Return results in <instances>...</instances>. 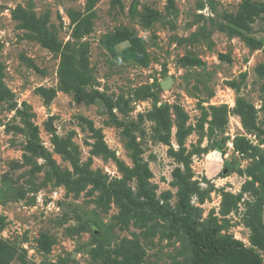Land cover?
<instances>
[{"label":"rangeland","instance_id":"obj_1","mask_svg":"<svg viewBox=\"0 0 264 264\" xmlns=\"http://www.w3.org/2000/svg\"><path fill=\"white\" fill-rule=\"evenodd\" d=\"M241 1L95 0L93 29L78 40L73 36L74 24L68 13H86L88 0H0V77L16 102L13 108L10 101L0 99V239L14 250L9 264H19L18 255L23 252L30 264H102V257L95 258L90 251L95 247L94 238L105 247L123 237L137 239L146 251L143 264H187L191 257L186 235L170 233L165 221L130 217L123 223L116 202L103 203L92 185L75 191L57 183L43 158L26 152V135L14 127H24L17 108L30 114L38 126L40 142L60 168L72 170L69 159L54 150L55 134L61 139L70 137L69 147L81 165L108 182L122 178L111 157L93 153L95 139L81 116L100 128L108 147L131 165L121 128L111 122L100 102L87 105L57 91L45 104L35 92L38 86L57 85L60 54L42 46L32 31L20 26L22 21L14 17L17 9L35 12L62 42H89L95 87L114 101L121 97L128 100L126 112L114 109L120 120L136 119L138 113L154 105L168 104L172 120L169 139L174 150L178 149L175 106H180L185 125L193 127L184 138L185 152L201 148L192 153L190 163L191 182L196 187L190 201L198 210L200 226L219 225L221 235L250 246V228L245 220L259 208L264 232V160L257 165L260 156L264 157V75L257 70L264 64V18L257 17L248 32L259 43L256 48L240 36L229 35L225 15L236 13ZM144 16H151L147 24ZM121 27L142 38L149 55L147 65L117 60L108 51L105 36ZM126 44L119 43L117 48ZM185 56L199 57L201 63L186 65L182 60ZM167 76L173 78L172 84L167 88L157 86ZM145 88L151 93L148 97L136 93ZM238 96L256 109V130L247 131L232 111ZM222 104L229 109L227 123L208 134L210 107ZM50 116L51 130L46 127ZM203 117L201 130L198 123ZM153 126V121L145 119L146 135H136L153 172L150 180L158 198L164 199V193L169 192V202L175 207L178 186L174 185L172 170L182 168V164L168 154L170 146L152 138ZM240 135L251 142L256 156L235 149L233 140ZM24 154H29L30 160ZM128 185L135 189V180ZM226 193L229 195L224 203ZM65 213L67 218L63 220ZM77 213L89 230L71 234L67 228L77 224ZM43 233L52 238L48 251L38 246ZM255 250L264 257V251Z\"/></svg>","mask_w":264,"mask_h":264},{"label":"trees","instance_id":"obj_2","mask_svg":"<svg viewBox=\"0 0 264 264\" xmlns=\"http://www.w3.org/2000/svg\"><path fill=\"white\" fill-rule=\"evenodd\" d=\"M94 2L95 0H88L86 13L75 10H70L68 13L71 22L74 24L73 36L78 40L89 34L93 29L95 11L92 6ZM260 16L264 18V0H242L236 13L225 15L228 34L240 36L249 46L258 47L259 43L249 36L248 32L251 30L252 23ZM14 17L22 21L20 24L22 28L33 32V35H35L42 46L60 54V61L57 67V85L55 87L38 86L35 88V92L42 97L43 102L49 104L57 91L71 94L75 101L83 102L87 105L100 102L105 112L109 115L111 122L121 128L122 135L126 139V145L130 150L131 165L123 162L115 155V151L108 147L100 128L94 127L91 120L81 116V119L88 124L89 130L95 139L92 143L93 153L111 157L116 163L118 170L122 173V178L108 182L105 178L95 174L89 167L81 165L69 147L71 145L70 137L61 139L55 134L53 137L55 152L66 156L72 166V170L62 169L40 142L38 126L31 121L30 114L25 109L20 110L17 108V112L23 118L24 127H14L26 135V152L43 158L48 167V173L54 177L57 183L75 191L83 189L85 185H92L94 189L99 191L100 199L103 203L113 200L119 205L121 209L120 219L123 223L130 217H135L136 220L141 221H148L153 218L165 221L166 228L170 233L182 232L186 235L191 247V257L187 264H264V257L255 250L264 251V232L259 208H255L252 215L245 220V224L250 228V246H246L242 241L230 235H221L219 233V225L200 226L198 210L190 201L192 192L196 191L195 185L191 182L190 163L192 153L200 151L201 148L198 146L192 152H185L184 138L193 130V127L185 125V115L180 106H175L176 116L178 117L176 123L178 149L174 150L170 146L169 139L172 120L168 104L154 105L151 110L138 113L136 119L120 120L114 109L116 108L123 113L126 112L124 106L128 100L121 97L114 101L105 92L95 87V79L89 66L90 45L87 40L81 41L77 45L73 42L60 41L54 32L41 23L32 10L17 9ZM150 17H143L146 24L150 21ZM103 42L108 51L117 60H132L136 64L143 66L149 63V55L144 42L135 31L126 27L117 28L108 33ZM123 42L127 43L126 46L118 49L117 45ZM23 59L31 64V60L25 57ZM182 60L186 65H198L201 63L199 57L185 56ZM257 70L260 75H264V64H260ZM157 86L160 87V84ZM138 92L145 97L151 95L149 88L136 91V93ZM0 99L10 101L11 106L13 108L16 107L14 94L3 83L1 77ZM120 101L123 102V105L119 103ZM23 104L26 105L25 102ZM210 109V119L207 120L208 134H212L216 129H222L226 125L229 112L226 104L211 106ZM232 111L239 116L242 126L247 131L256 130V109L252 103L238 96ZM51 119L52 116L49 117L46 125L49 130H51ZM145 119L154 122L152 138L170 146L168 154L182 164V168L177 166L172 170V176L175 179L174 185L178 186L175 207L169 202L171 194L165 192L163 195L164 199L161 200L158 198L155 187L151 183L150 179L153 176V172L143 157L142 142L136 135L138 133L140 138L146 135L143 127ZM205 119L203 117L198 123V127L201 130H203V121ZM233 146L240 153L256 156L254 146L245 136H236L233 140ZM24 157L30 160L29 154H24ZM263 160L264 157L260 156L257 165L261 164ZM35 168L40 169V166L36 165ZM131 180H135V189L128 185ZM228 195V193L224 194V203ZM66 215V213L63 215V220L67 218ZM75 217L77 224L67 228L69 233L74 234L89 230L82 216L77 213ZM93 237L96 236L93 235ZM93 244L95 247L90 251L93 257H102V264H143L146 251L135 238L123 237L110 247H105L101 240L94 238ZM51 245L52 238L45 233L41 234L38 238L39 248L48 251ZM13 255V248L0 239V264H9ZM18 260L19 264H30L26 259L25 252L18 255Z\"/></svg>","mask_w":264,"mask_h":264},{"label":"water","instance_id":"obj_3","mask_svg":"<svg viewBox=\"0 0 264 264\" xmlns=\"http://www.w3.org/2000/svg\"><path fill=\"white\" fill-rule=\"evenodd\" d=\"M173 82V78L170 77V76H167L165 79H163L161 82H160V86L162 88H167L169 87Z\"/></svg>","mask_w":264,"mask_h":264}]
</instances>
